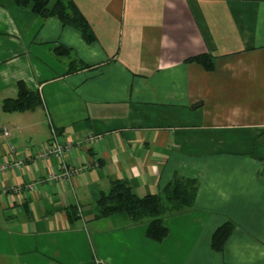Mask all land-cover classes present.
I'll list each match as a JSON object with an SVG mask.
<instances>
[{
	"label": "crops",
	"instance_id": "obj_1",
	"mask_svg": "<svg viewBox=\"0 0 264 264\" xmlns=\"http://www.w3.org/2000/svg\"><path fill=\"white\" fill-rule=\"evenodd\" d=\"M72 1L94 42L0 0V160L33 157L52 129L75 145L102 138L64 155L79 169L71 183L0 193V264H264V0ZM204 54L213 71L186 62ZM19 82L40 105L3 111ZM60 169L27 161L0 186ZM186 179L197 182L193 204L163 218L160 243L124 213L93 220L114 180L143 197Z\"/></svg>",
	"mask_w": 264,
	"mask_h": 264
},
{
	"label": "trees",
	"instance_id": "obj_2",
	"mask_svg": "<svg viewBox=\"0 0 264 264\" xmlns=\"http://www.w3.org/2000/svg\"><path fill=\"white\" fill-rule=\"evenodd\" d=\"M13 2L19 8L42 18L59 19L63 26L77 30L87 43L95 41L90 25L72 0H13ZM54 52L59 57H68L71 54V50L63 46H57ZM186 62L201 65L208 72L213 71L215 67L214 59L207 54L191 57ZM15 89V97L3 101V111L24 112L40 105L38 95L28 90L22 82L17 83ZM196 190L195 180H174L160 194L138 197L127 181L114 180L109 190L103 192L95 202L96 213L93 220H102L124 213L131 224L147 222L146 237L160 243L168 235V230L163 225V218L189 209L193 204ZM66 215L71 223L76 221L78 212L75 206L67 207ZM233 229L234 225L231 222L216 229L211 238L214 251L223 250Z\"/></svg>",
	"mask_w": 264,
	"mask_h": 264
},
{
	"label": "built area",
	"instance_id": "obj_3",
	"mask_svg": "<svg viewBox=\"0 0 264 264\" xmlns=\"http://www.w3.org/2000/svg\"><path fill=\"white\" fill-rule=\"evenodd\" d=\"M4 136H8L7 132H4ZM101 136L92 135L87 136L84 140L80 141L78 144H74L72 141H69L66 138L60 137L55 130L52 129L50 139L42 144L35 152L33 157L28 158H17L13 162H8L6 159L0 160V176L8 171H20L22 167L27 163V161L43 160L50 161L52 159H57L61 161V169L60 171H52L45 174L43 178H35L31 180L28 184L22 185H14L10 186H0V193L2 195H7L9 192H17L22 189H26L29 192L35 190L36 186L42 185L43 182L48 184L52 183H62L64 181L72 182V178L75 173L79 171V169H74V167L68 165L64 161V155L67 153H71L75 150L76 146H86V145H95L101 141ZM10 150L15 152L16 149L14 146H10Z\"/></svg>",
	"mask_w": 264,
	"mask_h": 264
}]
</instances>
